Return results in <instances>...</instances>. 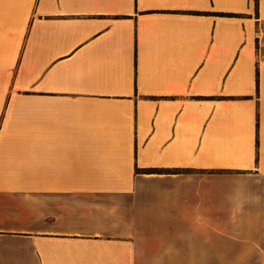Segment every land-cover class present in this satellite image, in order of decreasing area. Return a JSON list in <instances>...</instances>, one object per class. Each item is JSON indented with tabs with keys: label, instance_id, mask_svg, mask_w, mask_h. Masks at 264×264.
I'll list each match as a JSON object with an SVG mask.
<instances>
[{
	"label": "crops",
	"instance_id": "obj_1",
	"mask_svg": "<svg viewBox=\"0 0 264 264\" xmlns=\"http://www.w3.org/2000/svg\"><path fill=\"white\" fill-rule=\"evenodd\" d=\"M0 264H264V0H0Z\"/></svg>",
	"mask_w": 264,
	"mask_h": 264
}]
</instances>
